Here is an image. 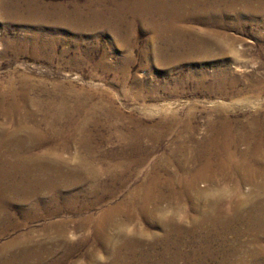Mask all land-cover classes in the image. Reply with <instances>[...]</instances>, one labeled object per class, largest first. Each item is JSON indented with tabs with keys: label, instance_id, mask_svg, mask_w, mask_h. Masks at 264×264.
Wrapping results in <instances>:
<instances>
[{
	"label": "rangeland",
	"instance_id": "rangeland-1",
	"mask_svg": "<svg viewBox=\"0 0 264 264\" xmlns=\"http://www.w3.org/2000/svg\"><path fill=\"white\" fill-rule=\"evenodd\" d=\"M214 1L193 7L179 0L186 16V33L179 38L153 26L154 17L145 14L158 10L160 1L0 0V90L14 91L21 101L27 98L33 108L76 109L61 127L70 133L84 119L91 133L84 146L94 150L89 156L69 139L57 158L48 157L64 161L63 170L72 176L76 173V181L59 188L55 203L45 207L16 199L0 205L9 217L0 234V264L16 254L18 240L56 248L45 264H91L94 250L108 260L91 226L81 228L79 220L124 205L134 194L139 202L133 205L149 204L156 218L129 221L119 214L112 218L117 230L108 232L138 233L143 241L153 236L157 244L150 264H161L167 255H178V264H239L236 252L249 256L245 264H264V169L259 167L264 158L247 159L255 173L246 182L244 172L229 170L231 160L205 154L209 147L199 141L222 116L236 131L248 128L259 113L264 118V89L258 94L250 89L255 79L264 80V10H247L234 0H219L218 8L208 10ZM201 40L208 47L201 49ZM120 131L141 132L142 150L132 156L128 170L120 154L130 146L119 140ZM147 131L155 137H147ZM58 145L37 143L29 155ZM236 146L242 151L250 145L240 140ZM189 151L194 154L188 158ZM84 162H92L99 175L78 168ZM112 166L119 178L109 171ZM219 168L228 169L220 173ZM186 182L195 188H184ZM144 190L152 194V203ZM184 191L188 197L180 195ZM66 201L90 205L71 211ZM213 218L217 221H209ZM199 219L207 224L195 231ZM62 222L67 240L51 226ZM181 225L183 232L177 234ZM116 254L137 263L126 249Z\"/></svg>",
	"mask_w": 264,
	"mask_h": 264
},
{
	"label": "bare ground",
	"instance_id": "bare-ground-1",
	"mask_svg": "<svg viewBox=\"0 0 264 264\" xmlns=\"http://www.w3.org/2000/svg\"><path fill=\"white\" fill-rule=\"evenodd\" d=\"M137 1L138 2L160 1L158 10L146 9L145 11L146 15L148 16L150 15L154 17L152 18L153 26L156 27L158 26V28L163 32L165 31L173 32L174 36L177 37L183 36L184 33H186V27L184 26L186 22V16L184 15V13L180 11V3H178L179 0H171L172 1L171 7L170 6L167 7L166 3L168 0H137ZM183 1H185V6L187 4L188 6L197 7L208 0H183ZM218 1L219 0H215L212 4L210 3L211 4L210 6L208 5L206 8H208V10L213 11L214 8L216 9V7L218 6L217 3ZM234 2L235 4L239 3L240 7L245 8L247 10L248 9L252 11L264 10V0H234ZM181 5L183 6V4ZM206 8H204L205 11ZM159 17L162 18L165 17L166 21L160 22L158 20ZM183 41L185 40L183 39ZM226 43L228 45V42ZM194 44L196 45V42H194ZM209 44H210L209 42L202 40L197 43V45L201 49L208 47ZM218 74L221 73L219 72ZM263 87H264V80L259 78V79H255V82L252 85V88L250 89L251 91L253 90L255 93L258 94L259 92H261L260 90L264 89ZM23 99L24 100L21 101L17 97L16 93L12 90L9 89L0 90V164L2 163V166L0 167V205L7 204L8 202H13L16 199H19L24 202H31V203L36 202L37 204L39 203L40 205L47 207L50 203H55L57 201L56 197L57 194L60 193L59 188L61 186L68 184L72 181H76L75 179L76 177H74L76 173H74L73 174L74 176H72L71 173L69 174L68 172L63 170L64 161H60V160L53 161L48 157H52V156L56 157L55 153L58 151L59 148L62 149L67 147L69 139H74L75 141H77L79 145L84 149V151L85 152L87 151L88 155L91 156L90 153L94 154V150H91L92 148L90 147L88 148V146L87 148L85 147L86 146L85 144L88 143V141L91 139L90 136L91 133L89 132L87 123L85 122L84 119L75 122V127H74L75 129L73 128L74 130L72 129L73 130L72 132L70 131V133H65V130L62 129L61 124L64 125L65 122L71 120L72 117L69 115V113H73L76 111V109L71 108L70 106L69 107L66 105L50 106L48 107L47 110H44L40 108H33L32 103L28 102L27 98L24 97ZM259 114L257 116H254L251 121H248L250 122L247 125L248 128H243L237 131L234 129L233 123L230 121L231 119L229 120V118L222 116L221 119L218 120L217 124L216 123L213 124L216 127L212 125L213 128L209 130L208 134L202 137L201 140H199L201 141V143H204L205 145H207V147H209V149L206 147L207 150L204 151L205 154L210 156H215L220 159L225 158L231 160L232 165L229 170L231 172L232 171L235 172L237 170H239V173H241V171L242 173L244 172V174L242 175L245 176L246 182H249L247 178H249L250 174L255 173L254 167L253 165H251L252 163L251 164L248 163L249 161H247V159L250 157L257 158L260 156H261L260 158H264V118L260 117ZM118 117H122V115L121 116L119 115ZM145 135L150 138L155 137L154 134H151V131H147ZM140 136H141V132L139 133L138 131H133L132 133H130V135H126L121 131L119 132V140L122 143H127V145L130 146V150H125L122 152V154H120L123 155L125 159V164H124L125 170L131 168L132 156L135 153H139V149L141 145L139 142ZM192 136L194 135L192 134L189 135L190 139H192ZM240 140L248 143V145L250 146H248V148H246L245 150L242 151L239 150L238 147L236 146V143ZM47 141L52 143L57 141L60 145L52 146V148L45 150L43 154L37 156L29 155V151L31 150L32 146L36 145L37 143L47 142ZM193 154H194L193 152L191 153L189 151L187 154L188 158L192 157ZM222 162L225 163L224 160ZM91 163L92 162L89 163L84 162L81 164V167L78 168H81L83 170L87 169L89 170L88 173L91 171L93 176L97 177L99 175V172L98 170H93V168H95V165L92 167ZM220 166L223 167V164H220ZM259 167L261 169H264V166H259ZM227 169L219 168L218 171H220L221 173L222 170H227ZM109 171L113 172L116 175L115 176L116 178H119L120 174L119 173L116 174L117 170L115 166H112V168L109 169ZM85 173L87 174V172ZM239 182L243 183L244 181L240 180ZM175 183L177 184L179 183L182 185L183 181L180 179H175ZM237 184L238 183H236V185ZM258 186L259 185H257V187ZM22 188L25 189L23 190ZM145 188H149V186L145 185L144 189ZM184 188H195V183L186 182L184 183ZM145 191L147 190H144V192ZM148 192H145L147 194L145 200H147L148 203H152L153 196L150 193V191ZM219 194L221 197L222 194H226V193H222V194L219 193ZM137 195L138 194H134L133 197H130V199L124 205L122 204L112 209L103 211L96 218H93L91 216L79 220V225L81 228L88 225L91 226V233L92 235H94L95 240L103 244V247L106 248L108 254V260L103 261L99 258V255L95 250L91 251L90 252L91 264H133L132 262L125 261L124 258L121 257V255L116 254L122 249H126L127 251L130 252L132 258L134 260H137L136 264H150L149 262L155 256L153 253L154 245L156 243L154 240L155 238L151 236L152 238L143 241V238L138 233L127 235L128 233L124 234L125 231L123 232L120 229L116 231L118 225H116L112 219L114 218V216L120 214L121 217L124 216L129 221H135L139 218H142L143 216L153 221L156 218V211L154 207H149V204H145V203H143L142 205L139 204L136 206L135 204L133 205V202L135 201L139 202L138 200L139 197H136ZM180 195L188 197L187 192L185 191L182 192ZM66 204H67V209L71 211H77V210L82 211L87 209L88 206L90 205L88 203L82 205H76L75 203H70V201H66ZM0 221L2 222V227H0V234H2L6 230L5 224L9 221V217L1 208H0ZM209 221L215 222L217 220L215 218L214 220L211 219ZM64 224L65 223L62 222L58 224H53L51 226L54 228L55 227L58 228V233L60 234V237L64 238V240H67L66 238L67 229L64 227ZM121 224L122 223H120V226ZM204 224L207 223L204 222L203 219H201L200 222H197L195 231L198 230V228ZM111 227H114L116 229L114 235H111L108 232L109 228ZM176 228L177 230L175 229L174 230L177 232V234H181L183 232L182 228H184V226L181 225V226H177ZM123 235L124 237H122ZM165 237H166L165 241L167 240L168 243L171 237V233L167 234ZM31 244L28 243L24 244V242L21 243V241L18 240L17 248H16L18 250L16 254L11 259L1 264H45L47 262V258L51 257L56 250V248H54L49 244H44V243L42 245H31ZM145 248H149L150 251L142 252V250H144ZM20 256L21 258L19 259ZM67 256H69V253H67V255L60 261L63 262L67 260L68 259ZM236 256H238L239 264H245L249 259L248 258L249 256L247 257L246 254L244 253L241 254L240 252H236ZM177 258L178 255L172 257L167 255L161 260L163 261L161 264H178L175 261ZM59 263L60 262L58 261L57 264Z\"/></svg>",
	"mask_w": 264,
	"mask_h": 264
}]
</instances>
